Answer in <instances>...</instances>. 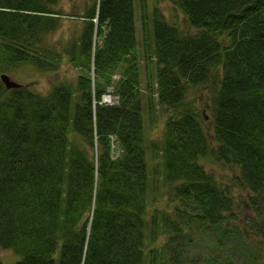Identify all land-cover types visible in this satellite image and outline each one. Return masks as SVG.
I'll return each instance as SVG.
<instances>
[{"label": "trees", "instance_id": "obj_1", "mask_svg": "<svg viewBox=\"0 0 264 264\" xmlns=\"http://www.w3.org/2000/svg\"><path fill=\"white\" fill-rule=\"evenodd\" d=\"M142 1L139 39L134 0H90L57 52V0H0V248L14 264H264V0H166L186 30ZM62 55L77 77L47 95L1 80L55 73ZM109 87L116 105L100 104ZM208 156L238 170L244 199Z\"/></svg>", "mask_w": 264, "mask_h": 264}, {"label": "rangeland", "instance_id": "obj_2", "mask_svg": "<svg viewBox=\"0 0 264 264\" xmlns=\"http://www.w3.org/2000/svg\"><path fill=\"white\" fill-rule=\"evenodd\" d=\"M147 5L149 6H156L165 18L173 19L174 22L178 23L181 28L185 30L188 29V25L185 21L184 15L176 9L172 4H170L166 0H144ZM90 0H57L56 9L61 10L64 12V16L62 17L61 26L58 30L51 33L47 37V41L50 45L54 46L57 52H63V46L68 44L72 38H76L81 30V24L78 17L75 16V13H82V9L84 6L90 5ZM135 3V10H136V17H137V38H140V24L138 22V11L140 13V4H143L142 0H134ZM55 8V7H54ZM79 10V11H78ZM78 11V12H77ZM79 22V23H78ZM95 36V35H94ZM94 43L96 46L101 45L102 39L100 37L95 36ZM95 50V49H94ZM93 50V52H94ZM62 62L60 68L57 72H41V70L30 67V66H22L16 70L14 74H9L12 80L23 84L29 88L33 92L39 93L40 95H47L50 89L60 82L64 80H72L74 81L77 77L78 71L68 62L67 56L62 55ZM92 68V65H91ZM92 72V71H91ZM119 76L117 75L115 78L117 79ZM206 88H197L193 89L190 92V97L196 98L199 100V103L196 101V107L201 110L202 115H205V122H204V131L208 134L212 133V119L211 111L212 109L209 108V99L210 94ZM103 100V99H101ZM194 100V99H193ZM104 103H110L108 99L103 100ZM204 111V113H203ZM146 120V118H145ZM158 123L155 128L150 130L149 137H153L152 139H156L159 137L161 130L164 126V121L159 118L157 119ZM204 167L206 168L207 172L213 173L216 177L219 178L223 183L230 184L232 188V196L235 198V201L240 202L242 199L246 197V192L239 188L238 185H235L234 177L238 174V170L234 167H230L228 165H224L220 162L214 161V159L210 156L205 157L202 160ZM168 198L167 193L163 194L162 199L159 200L158 204L156 203L157 207L167 208L168 206ZM238 211V210H236ZM239 222V220H237ZM207 240H210L208 236L204 237ZM163 238H160V244L163 243ZM199 244L196 239L194 243ZM190 248H193V242H190ZM196 244V245H197ZM199 251V247H195L190 250L189 258L193 255V252ZM205 249H203L204 251ZM202 251V250H201ZM19 259V257L14 254L10 250H4L0 248V264H14Z\"/></svg>", "mask_w": 264, "mask_h": 264}, {"label": "water", "instance_id": "obj_3", "mask_svg": "<svg viewBox=\"0 0 264 264\" xmlns=\"http://www.w3.org/2000/svg\"><path fill=\"white\" fill-rule=\"evenodd\" d=\"M1 80L5 84L7 89H16V88L21 87L20 84L13 81L8 75H1Z\"/></svg>", "mask_w": 264, "mask_h": 264}, {"label": "built area", "instance_id": "obj_4", "mask_svg": "<svg viewBox=\"0 0 264 264\" xmlns=\"http://www.w3.org/2000/svg\"><path fill=\"white\" fill-rule=\"evenodd\" d=\"M104 98H105V99H108L109 101L111 100V98H110L109 95H106Z\"/></svg>", "mask_w": 264, "mask_h": 264}, {"label": "bare ground", "instance_id": "obj_5", "mask_svg": "<svg viewBox=\"0 0 264 264\" xmlns=\"http://www.w3.org/2000/svg\"><path fill=\"white\" fill-rule=\"evenodd\" d=\"M95 36H97L98 34L95 32V34H94Z\"/></svg>", "mask_w": 264, "mask_h": 264}]
</instances>
